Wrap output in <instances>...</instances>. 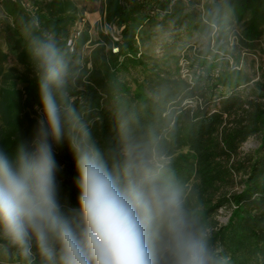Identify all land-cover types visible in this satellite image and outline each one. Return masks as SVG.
Segmentation results:
<instances>
[{"label":"trees","instance_id":"obj_1","mask_svg":"<svg viewBox=\"0 0 264 264\" xmlns=\"http://www.w3.org/2000/svg\"><path fill=\"white\" fill-rule=\"evenodd\" d=\"M88 1H99L105 29L96 28L82 63L83 34L73 51L66 43L85 9L79 0H0V148L12 156L34 137L40 109L32 48L51 41L67 69L66 102L110 168L121 173L126 153L162 164L190 221L208 232L216 264H264V82L251 81L237 50L261 41L264 51V0ZM167 30L171 46L192 33L212 39L189 47L186 75L169 45L160 56L146 51ZM231 35L237 40L229 46ZM250 137L256 145L240 150ZM54 156L58 199L71 213L79 195L74 156L67 142L54 145ZM220 207L228 208L224 221L216 218ZM5 251L10 264H28L0 236ZM33 252V264H43Z\"/></svg>","mask_w":264,"mask_h":264},{"label":"clouds","instance_id":"obj_2","mask_svg":"<svg viewBox=\"0 0 264 264\" xmlns=\"http://www.w3.org/2000/svg\"><path fill=\"white\" fill-rule=\"evenodd\" d=\"M40 115L31 142L0 148V236L33 264H216L209 234L188 218L163 165L126 153L110 168L66 102V65L51 41L32 48ZM67 142L79 174L78 210L58 199L54 145Z\"/></svg>","mask_w":264,"mask_h":264},{"label":"rangeland","instance_id":"obj_3","mask_svg":"<svg viewBox=\"0 0 264 264\" xmlns=\"http://www.w3.org/2000/svg\"><path fill=\"white\" fill-rule=\"evenodd\" d=\"M81 4L84 6V11L81 14V17L77 20V26L81 28V40L83 41L82 44L77 47V51L81 56V62L83 63L85 60H88L89 51L92 47L91 40L94 41L97 38V31L96 28L101 27L105 29L104 23L102 21V16L100 13V3L99 1H88V0H79ZM236 24V23H234ZM236 27V25H234ZM75 25L73 26L74 29ZM234 29L237 32V28ZM72 29V32H73ZM114 30V29H113ZM171 31H163L157 37V39L152 42L151 44L147 45L146 51L148 54L153 56H160L161 53L165 50V46H170L169 48L174 51L178 55V66L180 67V71L183 75L188 73L186 68V57L185 54L188 51L189 47H203L209 43H212L211 38H207L204 36H199L196 33H192L190 35H184L183 38L180 40L179 44H175L171 46L173 43ZM77 36V37H78ZM85 38H87L85 40ZM237 40L236 35H231L229 38V46L235 43ZM256 49L254 50H247L242 49L241 47L238 52L241 53V62L240 66L243 67L247 73L251 77V81L253 80H260L264 82V51H260L259 47L261 45V41H257ZM0 45L3 46L5 50V45L1 41ZM231 61V59H229ZM10 62L11 57H10ZM256 145L255 137L248 138L240 147V150H248ZM238 180V178H237ZM241 187L240 183H236L234 185V189H239ZM228 208L227 207H220L216 212V218L220 221H224L227 218ZM10 251H5L4 253L0 254V264H10L12 263V256L9 254ZM20 252V251H18ZM10 262V263H9Z\"/></svg>","mask_w":264,"mask_h":264},{"label":"built area","instance_id":"obj_4","mask_svg":"<svg viewBox=\"0 0 264 264\" xmlns=\"http://www.w3.org/2000/svg\"><path fill=\"white\" fill-rule=\"evenodd\" d=\"M77 23H78V21L75 22V24H74L75 27L73 29V32L67 38V41H66V43H67L70 51H73L74 50V47H75V39L80 34V31H81V28L79 26H77Z\"/></svg>","mask_w":264,"mask_h":264}]
</instances>
